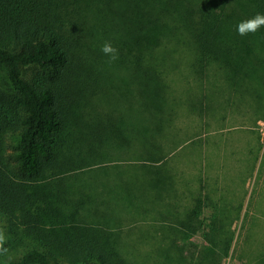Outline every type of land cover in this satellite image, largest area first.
Segmentation results:
<instances>
[{"label":"trees","instance_id":"16d2710c","mask_svg":"<svg viewBox=\"0 0 264 264\" xmlns=\"http://www.w3.org/2000/svg\"><path fill=\"white\" fill-rule=\"evenodd\" d=\"M150 2L158 11L155 18L140 24L143 31L135 25L124 30L127 36L128 32L139 29L142 40L138 44L145 49L142 55H153L152 43L167 33L166 25L160 21H167L166 16L175 11L174 19L187 28L198 53L208 63L218 64L217 69L235 92L260 93L264 85V27L241 36L237 25L264 14V0ZM60 7L58 0H0V68L7 75L6 82L0 81V214L7 220L11 233L26 236L40 245L9 264H53L58 260L68 264H139L143 257L148 262L151 249L143 253L139 247L140 240L146 237L128 242L126 236L130 235L122 231L125 222L144 215L142 207L131 204L127 210L121 208L118 215L111 210L105 213L104 209H98L103 206L97 198L101 191L100 170L92 171L91 183L82 179V174H75L87 163L75 151V145L98 140L107 125L117 139L122 132L112 111H105V118L97 114L100 123L95 131L85 128L93 116L89 110L69 111L74 101L82 108L93 100H86L87 64L75 51L76 44L81 45L82 34L74 31L68 37L69 30L62 21V16H69L68 10H58ZM129 38L137 42L134 36ZM139 61L141 90L137 94H123V101L114 96L107 103L111 110L115 106H138L144 125L153 126L152 122L161 123L168 117L166 104L167 107L170 104V90L153 63H143L141 58ZM157 79L161 83L155 88L152 82ZM156 135L154 128L145 129L144 144L152 148L147 149L149 165H162L166 161V157L157 153L155 141H151ZM147 168L144 186L159 188V192L161 188L167 190L166 178L155 177L152 166ZM93 183L98 185L97 189L93 188L98 201L95 208L88 206L89 200L91 203L95 198L93 192L84 194ZM144 200L151 202L149 197ZM203 212L204 202L197 198L184 218L164 228V240L168 244L164 255L170 264H186L180 240L185 243L199 233L209 247L196 255L192 264H222L228 257L234 236L223 222L222 209L215 208L211 219L207 218L211 224L202 217ZM110 213L114 216L109 219L103 216ZM112 220L116 221L114 225ZM107 226L119 229L123 242L127 248L134 249L131 250L135 251L134 255L130 249L122 254L115 248L117 243L112 242L113 235ZM156 244L161 247L160 242ZM258 264H264V258Z\"/></svg>","mask_w":264,"mask_h":264},{"label":"rangeland","instance_id":"374dc122","mask_svg":"<svg viewBox=\"0 0 264 264\" xmlns=\"http://www.w3.org/2000/svg\"><path fill=\"white\" fill-rule=\"evenodd\" d=\"M150 1L153 0H58L61 4L58 10H68L69 16H62L69 30L68 37L74 31L82 34L81 45L76 44L75 51L87 64L84 69L89 87L86 100H93L82 108L74 101L69 111L89 110L93 116L85 128L93 131L100 123L97 114L105 118L104 112L112 111L122 132L117 139L107 125L98 140L75 145V151L87 162L75 174H82V179L91 183L92 171H101L98 172L101 191L97 198L103 206L98 209H104L105 213L111 210L118 215L121 208L127 210L131 204L142 207L144 215L125 222L122 229L130 235L126 236L128 242L146 237L140 240V251L151 249L152 257L148 262L145 257L139 259V264H170L165 257L168 244L164 240V228L184 218L197 198L204 202L202 217L207 224L212 222L214 209L221 208L223 222L234 236L231 252L222 264H258L264 258V85L259 94L235 92L223 72L217 69L218 64L208 63L198 53L187 28L174 19L175 11L166 16L167 21H160L166 25L167 33L152 43L153 55H142L145 49L138 44L142 40L138 31L142 30L140 24L155 18L158 11ZM131 25L139 29L125 36L124 30ZM132 36L137 42L131 41ZM105 42L118 49V59L114 62L101 51ZM139 58L143 63H153L170 90V104L168 107L166 104L168 117L161 123L152 122L153 126L144 125L138 106H115L111 110L112 106L107 103L114 96L123 101V94H137L141 90ZM6 80V71L0 68V81ZM160 83L157 79L152 85L156 88ZM153 128L155 135L161 131L151 141L157 144V153L166 157L162 165H149L146 160L147 149L152 148L144 144L145 129ZM122 142L125 144H119ZM147 166H152L155 177L166 178L167 190L161 188L159 192V188L144 186ZM97 187L93 183L84 191L86 195L93 192L95 198L88 203L91 208L98 206L96 190H93ZM147 197L150 203L145 202ZM110 214L103 216L109 219L114 216ZM114 222L111 221L112 225ZM0 228L10 241V261L17 260L30 248L40 247L26 236L11 233L1 214ZM106 229L112 233V242L117 243L115 248L122 254L127 249L134 250L127 248L119 229L114 226ZM180 241L186 264H192L196 255L209 247L202 233L185 243ZM5 259L8 257H0V264ZM53 264L68 263L58 260Z\"/></svg>","mask_w":264,"mask_h":264},{"label":"clouds","instance_id":"9594fccd","mask_svg":"<svg viewBox=\"0 0 264 264\" xmlns=\"http://www.w3.org/2000/svg\"><path fill=\"white\" fill-rule=\"evenodd\" d=\"M262 27H264V14H257L252 18L241 21L237 25V32L241 36H246L250 33H256ZM101 51L110 58V62L118 59V49L113 47L110 42H105L101 47ZM8 239L5 230L0 228V257H8L4 260V264H9L10 261L9 248L7 247Z\"/></svg>","mask_w":264,"mask_h":264}]
</instances>
